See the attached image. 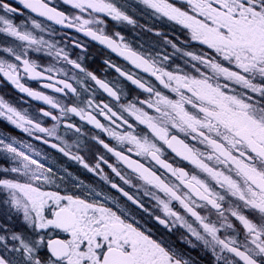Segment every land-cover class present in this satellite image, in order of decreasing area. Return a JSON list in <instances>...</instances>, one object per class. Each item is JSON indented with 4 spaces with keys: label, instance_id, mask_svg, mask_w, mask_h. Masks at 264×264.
Returning <instances> with one entry per match:
<instances>
[{
    "label": "snow or ice",
    "instance_id": "snow-or-ice-1",
    "mask_svg": "<svg viewBox=\"0 0 264 264\" xmlns=\"http://www.w3.org/2000/svg\"><path fill=\"white\" fill-rule=\"evenodd\" d=\"M136 3L179 34L109 31L129 0H0V264H264V0ZM80 34L130 67L90 70Z\"/></svg>",
    "mask_w": 264,
    "mask_h": 264
},
{
    "label": "flooded vegetation",
    "instance_id": "flooded-vegetation-1",
    "mask_svg": "<svg viewBox=\"0 0 264 264\" xmlns=\"http://www.w3.org/2000/svg\"><path fill=\"white\" fill-rule=\"evenodd\" d=\"M129 3L131 4L132 8L136 9V11L133 12L130 8L129 14L133 15L134 18L137 19L138 25L136 27L130 25L116 26L114 22H110L109 31H113V30L121 31V33L125 37H127L129 41L133 43L134 47H138L141 44L147 47L148 43H162L161 37L155 36L152 32H148L144 28L139 27V25H146L147 27H151L154 30L165 32L166 34H169L170 38L172 34H176V35L179 34L178 29H175L173 25H171L166 20L157 19L147 13H143L142 6H138L136 0H129ZM55 27H57L58 31H61L59 26H55ZM80 39L84 41L86 44L87 51L83 53L85 55V64L90 70L96 71L98 75H106L109 79H113L117 76V74L111 69L107 70V72L104 73L103 70L105 66L103 64V60L106 58H110L111 60H113L114 62H116L117 64L123 67H130V65H128L127 62L123 60V58L118 57L114 53H111L110 50L106 49L102 45H99L98 42L91 41L90 38L84 37L82 34H80ZM169 51H171V49H169ZM76 52L77 54H80L79 50H76ZM123 83L127 86L129 90L135 92L134 86H132L129 82L123 81ZM32 86L37 87L38 85L35 82H32ZM0 92L8 93L9 98L13 100L18 98V93H16L11 88L10 85H5L3 88H0ZM33 103H38V102H33ZM8 130L12 131L11 128H9ZM14 134L21 135L19 132H14ZM33 143L38 144V142L35 141H33ZM38 147H43L44 151L50 154V160L54 159L58 165H63L67 167L69 171L73 173L74 176H78L86 184L87 183L96 184L100 188H102L105 192H110L113 195H117V193H115V191L112 190L108 185H106L102 180H100L98 177H95L93 174L88 173L78 163L68 160L58 152H55L50 148H47L46 146H42L38 144ZM91 147H92V151L82 153L86 155L87 159L90 160L93 158L94 152L96 151H99L101 153L103 152V149L100 148L98 145H92ZM105 171H109V170L105 169ZM17 226H19V224H17ZM179 235H180V231H177L172 235V239L177 241V247L190 252L191 255L193 256L199 257L200 253L198 250L189 249L186 245L179 242L178 240Z\"/></svg>",
    "mask_w": 264,
    "mask_h": 264
}]
</instances>
